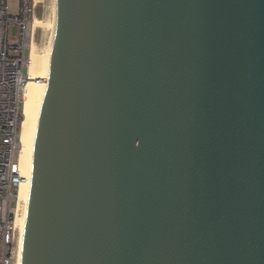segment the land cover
<instances>
[{
	"label": "water",
	"instance_id": "95a60500",
	"mask_svg": "<svg viewBox=\"0 0 264 264\" xmlns=\"http://www.w3.org/2000/svg\"><path fill=\"white\" fill-rule=\"evenodd\" d=\"M20 264H264V0H52Z\"/></svg>",
	"mask_w": 264,
	"mask_h": 264
},
{
	"label": "built area",
	"instance_id": "2783aa9c",
	"mask_svg": "<svg viewBox=\"0 0 264 264\" xmlns=\"http://www.w3.org/2000/svg\"><path fill=\"white\" fill-rule=\"evenodd\" d=\"M38 2L20 0L19 14L12 15L9 0H0V264H18L19 258L20 189L28 183L20 130Z\"/></svg>",
	"mask_w": 264,
	"mask_h": 264
},
{
	"label": "bare ground",
	"instance_id": "6f19581e",
	"mask_svg": "<svg viewBox=\"0 0 264 264\" xmlns=\"http://www.w3.org/2000/svg\"><path fill=\"white\" fill-rule=\"evenodd\" d=\"M35 19L33 23V27L35 29L36 27H41V28L44 26L48 27L49 23L46 22L44 23L42 21H37ZM33 43L30 53L29 80L26 85L25 95H24V113H23L24 116L20 130V136L22 142L21 166L23 171L27 175H28V139H29V130H30V122H31V113L40 79L42 59H43V54L37 53L35 45H33ZM20 198L22 200V204H21L22 213L18 214L17 217V224L20 227V233H21L20 243H19L18 264H20V260H21L22 243H23V235H24L26 204H27V184H23L21 186Z\"/></svg>",
	"mask_w": 264,
	"mask_h": 264
},
{
	"label": "rangeland",
	"instance_id": "374dc122",
	"mask_svg": "<svg viewBox=\"0 0 264 264\" xmlns=\"http://www.w3.org/2000/svg\"><path fill=\"white\" fill-rule=\"evenodd\" d=\"M51 2L52 0H40L38 2L36 7V15L35 20L42 21L49 23V16H50V9H51ZM9 5L11 9L12 15H18L19 14V6H20V0H9ZM47 31L48 27H36L34 28V39H33V45H35L36 51L39 54H43L46 37H47ZM16 34L15 28L12 30V36L14 37ZM14 42V41H13Z\"/></svg>",
	"mask_w": 264,
	"mask_h": 264
}]
</instances>
